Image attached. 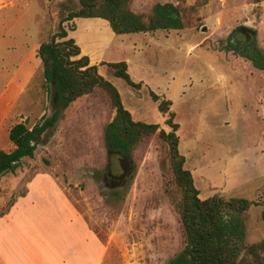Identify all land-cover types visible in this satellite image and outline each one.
I'll return each mask as SVG.
<instances>
[{
  "label": "rangeland",
  "instance_id": "rangeland-1",
  "mask_svg": "<svg viewBox=\"0 0 264 264\" xmlns=\"http://www.w3.org/2000/svg\"><path fill=\"white\" fill-rule=\"evenodd\" d=\"M64 1L0 0V149L13 148L12 125L31 127L54 111L36 50L56 31ZM166 2L179 7L185 28L101 32V60L126 61L141 86L127 85L106 65L100 73L135 120L170 131L150 91L171 100L179 152L199 197L252 200L244 214L246 242H258L264 239V71L238 59L227 38L236 27L248 26L264 51V0H206L194 11L189 6L196 0H133L131 9L148 12ZM98 24L79 21L77 30L85 50L96 55ZM114 115L100 88L78 98L61 112L34 156L0 177V195L14 199L36 174L54 177L106 246L102 264H168L185 244L169 144L159 129L144 135L129 156V173L118 180L123 157L108 155L104 146Z\"/></svg>",
  "mask_w": 264,
  "mask_h": 264
},
{
  "label": "trees",
  "instance_id": "trees-1",
  "mask_svg": "<svg viewBox=\"0 0 264 264\" xmlns=\"http://www.w3.org/2000/svg\"><path fill=\"white\" fill-rule=\"evenodd\" d=\"M133 0H65L59 6L56 31L49 40L42 41L36 52L43 68L54 111L43 115L33 126L25 122L12 125L8 137L13 144L11 150L0 149V177L14 172L25 158H32L35 150L55 130L62 111L83 95L96 88L106 92L115 109V115L106 125L104 146L108 155L129 158L133 147L144 135L155 133L166 140L170 147L174 180L181 191L179 216L185 240L184 247L168 264H264V239L246 242L245 212L253 205L244 197L225 198L214 194L202 199L189 170L184 167V156L179 152L178 123L170 110L171 100L150 91L157 109L166 115V131L158 123H147L133 119L132 113L122 103L116 87L100 73V67H110L114 77L129 86L140 87L128 73L124 60L105 62L101 52L105 38H100L104 27L115 34L153 32L156 30L183 29L186 27L179 7L170 2L156 3L148 12L131 9ZM196 0L189 10L205 3ZM261 0H256L259 2ZM91 20L99 23V39L96 51H86L77 35L79 21ZM105 34V33H104ZM235 34V35H234ZM227 45L254 68L264 71V51L255 42V32L248 26L236 27L227 38ZM95 48V49H97ZM117 192V191H116ZM114 192V193H116ZM13 203L10 199L8 206Z\"/></svg>",
  "mask_w": 264,
  "mask_h": 264
},
{
  "label": "crops",
  "instance_id": "crops-1",
  "mask_svg": "<svg viewBox=\"0 0 264 264\" xmlns=\"http://www.w3.org/2000/svg\"><path fill=\"white\" fill-rule=\"evenodd\" d=\"M41 175L31 177L24 193L0 212V264H102L106 246L58 180ZM9 199L0 195V208Z\"/></svg>",
  "mask_w": 264,
  "mask_h": 264
},
{
  "label": "water",
  "instance_id": "water-1",
  "mask_svg": "<svg viewBox=\"0 0 264 264\" xmlns=\"http://www.w3.org/2000/svg\"><path fill=\"white\" fill-rule=\"evenodd\" d=\"M122 157H123L122 165L124 167V170L122 172V175L117 178L118 180L124 179V177L127 176V174L130 171V160H129V158L124 157V156H122Z\"/></svg>",
  "mask_w": 264,
  "mask_h": 264
}]
</instances>
